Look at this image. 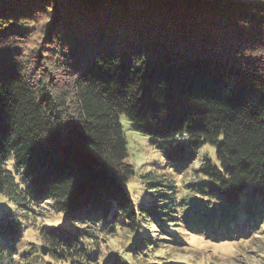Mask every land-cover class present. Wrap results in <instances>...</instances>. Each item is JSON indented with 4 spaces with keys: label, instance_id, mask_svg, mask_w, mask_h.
<instances>
[{
    "label": "trees",
    "instance_id": "trees-1",
    "mask_svg": "<svg viewBox=\"0 0 264 264\" xmlns=\"http://www.w3.org/2000/svg\"><path fill=\"white\" fill-rule=\"evenodd\" d=\"M120 115L165 163L186 169L207 143L216 162L177 196L173 164L127 162ZM134 178L156 193L148 206L131 201ZM0 197L15 209L0 264H42L24 233L44 200L77 227L38 229L59 264H99L107 234L129 235L135 264H162L161 242L183 233L249 238L264 221V0H0Z\"/></svg>",
    "mask_w": 264,
    "mask_h": 264
},
{
    "label": "rangeland",
    "instance_id": "rangeland-1",
    "mask_svg": "<svg viewBox=\"0 0 264 264\" xmlns=\"http://www.w3.org/2000/svg\"><path fill=\"white\" fill-rule=\"evenodd\" d=\"M27 48L26 58L30 60V64L35 59L32 52L36 50L39 45V35L35 33L28 42H23ZM36 69V68H35ZM35 76H41L42 71L35 70ZM120 122L127 142V162L133 166L138 174H146L151 170L163 172L165 163V154L156 148L150 142L149 137L139 133L134 129V125L127 120L124 115H120ZM210 158L212 162H216L215 145L205 144L200 151L199 156L192 165L184 169L181 161H176L167 171V176L172 182L173 190H179L177 196H182L184 193V186L187 182H195L198 178L197 170L202 165V160ZM143 180V179H142ZM143 182H145L143 180ZM127 189L131 197V201L137 205L148 206L151 200L157 196L156 193H151L147 186L141 184L140 180L133 179L128 185ZM249 189V187H247ZM155 196V197H154ZM154 198V199H153ZM157 201V199H156ZM157 204V202H155ZM9 208L10 212L15 209L10 207V203L0 197V216L3 215ZM220 214V213H219ZM240 216L238 217V219ZM39 227H54L63 235L74 236L76 232V224L72 223L68 218L61 213L55 211L54 205L50 200H44L39 207L36 208V213L33 217L30 216V223L27 225L24 233V241L30 244L37 250L40 246H48L46 242L40 239L38 229ZM150 235L154 236L156 229H150ZM249 238L234 237L233 240H226L214 242L197 235H186L183 233L180 241L161 242L160 247L163 248L162 264H264V221L257 228L252 231ZM128 234H115L113 236L100 235L98 238V252L99 264H115L116 260L124 258L127 263L135 264L138 261L131 257L130 253L119 250L122 243H124ZM49 247V246H48ZM40 256L43 259L42 264H59L53 259L46 256Z\"/></svg>",
    "mask_w": 264,
    "mask_h": 264
},
{
    "label": "water",
    "instance_id": "water-1",
    "mask_svg": "<svg viewBox=\"0 0 264 264\" xmlns=\"http://www.w3.org/2000/svg\"><path fill=\"white\" fill-rule=\"evenodd\" d=\"M49 252V247L48 246H44V245H41L40 246V254L42 256H46Z\"/></svg>",
    "mask_w": 264,
    "mask_h": 264
}]
</instances>
